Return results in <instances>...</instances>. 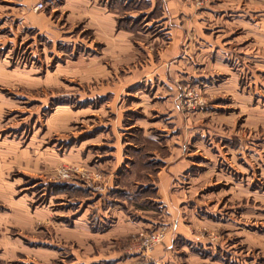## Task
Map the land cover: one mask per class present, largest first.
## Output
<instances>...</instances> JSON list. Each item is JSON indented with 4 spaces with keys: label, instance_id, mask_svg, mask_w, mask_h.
Instances as JSON below:
<instances>
[{
    "label": "rangeland",
    "instance_id": "1",
    "mask_svg": "<svg viewBox=\"0 0 264 264\" xmlns=\"http://www.w3.org/2000/svg\"><path fill=\"white\" fill-rule=\"evenodd\" d=\"M97 1L0 0V264H264V0H184L213 53L182 71L166 0ZM115 210L158 223L110 235Z\"/></svg>",
    "mask_w": 264,
    "mask_h": 264
},
{
    "label": "crops",
    "instance_id": "2",
    "mask_svg": "<svg viewBox=\"0 0 264 264\" xmlns=\"http://www.w3.org/2000/svg\"><path fill=\"white\" fill-rule=\"evenodd\" d=\"M52 1L54 2L55 0ZM66 5H68V7H77L80 10L84 9V15L87 14L85 10L91 6L93 11L94 24H97L98 21L100 24L101 12L99 9L101 8L97 0H66ZM165 11L167 13L165 17H167L168 19L166 20V23H170V29L166 32L170 37V45L165 50L158 53L159 59H157V69L159 68V65L162 64L163 59H165L166 57H171L177 60L175 64L171 65L172 70L182 71L191 70L193 68L197 69L196 67L200 65L197 61V56L202 54L207 56L209 55V53H211V56H209L210 60L207 64L208 66H210V64L212 63L211 57L213 52L208 51L210 48L206 47L207 43L213 42V39L211 37L213 33L205 32L206 27L204 25L205 23L203 17L195 15L196 12L194 6L192 4H189L188 2H185L184 0H166ZM97 14L99 15L97 16ZM105 17L107 18L110 26L108 32L110 33V35H112L113 33L116 34L114 38H112V36H109L112 40H114V45L111 44L112 47L120 52L129 53L132 50L131 44L128 40L130 34L124 31H119L116 33V20L112 18L111 15H106ZM160 25L163 24H157L158 27H160ZM215 28L217 29L216 31L221 32L223 29V25H217L215 26ZM98 30L100 31L99 28ZM158 30L161 31V29ZM186 36H188L190 42L188 43L186 53H184L183 41ZM219 55L220 53L218 52L213 56H217L218 58ZM169 60H166L165 62H168ZM149 78L152 79V76H149ZM182 165L183 160L179 161L174 166L170 165V169L168 171L162 169L157 173L158 181L153 179L156 184L161 185V190H159V197L164 204L168 205V207L169 204L172 205V203L170 202V197L169 195H163L162 193H160V191H166V189H169L168 185L174 182V178H176L172 174L173 171H178L179 167L182 168ZM147 213H149V211L140 210L139 212H136L138 220H131L130 218L126 217L127 215L125 213L123 214L120 210H115L114 214L116 217V221L112 225L108 233H110V235H124L128 232H131L134 227L143 228L144 225L150 226L158 223V221L154 219L151 214L149 216V214L147 215ZM176 222L177 224H175L174 229L179 230L182 224L178 219Z\"/></svg>",
    "mask_w": 264,
    "mask_h": 264
},
{
    "label": "built area",
    "instance_id": "3",
    "mask_svg": "<svg viewBox=\"0 0 264 264\" xmlns=\"http://www.w3.org/2000/svg\"><path fill=\"white\" fill-rule=\"evenodd\" d=\"M199 3L207 2L208 0H196ZM43 7V2H39L36 6V9H40ZM60 175L64 178H68L70 176L69 170L67 168H62L59 170ZM164 234L162 232H155L146 237L145 245L147 248L153 247L155 244L160 242L163 238Z\"/></svg>",
    "mask_w": 264,
    "mask_h": 264
}]
</instances>
